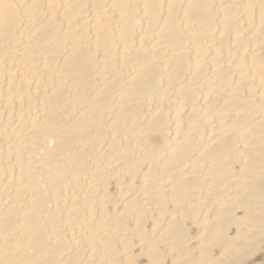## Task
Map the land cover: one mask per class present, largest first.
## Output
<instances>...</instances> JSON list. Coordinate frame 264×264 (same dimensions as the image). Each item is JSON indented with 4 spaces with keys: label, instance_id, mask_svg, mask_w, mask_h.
<instances>
[{
    "label": "bare ground",
    "instance_id": "1",
    "mask_svg": "<svg viewBox=\"0 0 264 264\" xmlns=\"http://www.w3.org/2000/svg\"><path fill=\"white\" fill-rule=\"evenodd\" d=\"M0 264H264V0H0Z\"/></svg>",
    "mask_w": 264,
    "mask_h": 264
}]
</instances>
